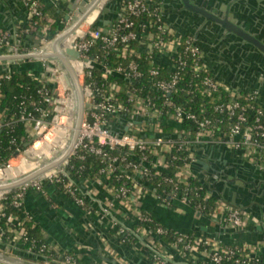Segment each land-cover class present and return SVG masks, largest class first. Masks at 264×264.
Returning a JSON list of instances; mask_svg holds the SVG:
<instances>
[{
    "label": "built area",
    "instance_id": "1",
    "mask_svg": "<svg viewBox=\"0 0 264 264\" xmlns=\"http://www.w3.org/2000/svg\"><path fill=\"white\" fill-rule=\"evenodd\" d=\"M23 1L29 10L28 19L35 20L15 37L1 32L0 56L43 55L46 52L41 47L49 45L58 46L62 52L67 49L77 51L78 57H67L77 73L84 103L94 108L85 109L76 145L60 167L46 171L12 191L0 192V245L8 252L17 250L44 257L38 258L35 264H81L83 256L80 253L46 237L42 241L30 237L28 228L36 225L25 207L26 196L32 190L46 195V186L53 185L75 205L87 209L93 222L112 232L119 243L150 253L153 264H179L167 250L159 248L160 245L187 259V264H223L226 261L254 264L264 241L227 245L217 236L173 229L158 222L144 208V201L150 197L170 211L184 213L190 210L195 218H206L193 201L202 191H205V198L215 197L195 168L198 151L207 145L233 151L264 172V107L257 93H243L218 79L196 39L179 33L171 24L162 0L157 3L153 0H123L121 17L106 32L102 25L94 26L98 19L96 12L111 0H99L84 23L74 29L79 17L95 2L81 0L73 10L76 14L59 21L61 29L55 36L50 33L54 21L44 11L45 0ZM72 1L68 0L69 3ZM40 20L45 21V25L39 26ZM64 33H67L64 39L57 42ZM31 41L39 46L25 45ZM99 42L102 43V53L92 54ZM142 55L149 60L146 71L138 62ZM109 56L127 62L109 67L106 63ZM29 59L33 58L16 59L11 63L3 58L0 66L10 72L14 63L22 64ZM38 61L41 70L25 71L44 83L39 92L41 101L31 102L33 110L20 117L31 139L35 134L38 139L30 146L18 149L3 167L4 172L30 159L35 160L36 156L39 158L35 160L37 169L61 156L65 144L71 141L74 111L77 109L76 89L59 62L46 57ZM97 64L105 70L98 68ZM97 68L101 71L100 79L94 74ZM113 72L129 81L125 90L127 97L120 96L123 87L109 79ZM187 73L190 74L189 81ZM2 77L8 78L9 74ZM47 84L52 90L46 87ZM178 91H186L191 95V101L199 95L208 99L215 94L223 100L212 105L201 103L200 110L195 111L172 98ZM188 122L192 123V130L184 126ZM5 124L0 114V130ZM166 127L171 132H166ZM60 131H63L62 136ZM174 151H188V154L179 157ZM77 152H82V159L86 153L100 158L103 166L95 178L83 177L78 181L71 176L68 165ZM179 160H183V164L174 165ZM116 172H120L116 180L121 184L106 183L105 178ZM196 180L201 184L196 185ZM95 184L108 195L96 210L89 202V199L98 197ZM11 192L14 194L9 199ZM9 206L16 208L18 213L8 212ZM118 208L124 209L121 220L116 216ZM208 218L229 229L261 223L244 207L219 198L217 207ZM167 236L170 241L164 242L163 238ZM26 244H29L28 250L23 248ZM0 264L17 263L0 258Z\"/></svg>",
    "mask_w": 264,
    "mask_h": 264
},
{
    "label": "crops",
    "instance_id": "2",
    "mask_svg": "<svg viewBox=\"0 0 264 264\" xmlns=\"http://www.w3.org/2000/svg\"><path fill=\"white\" fill-rule=\"evenodd\" d=\"M60 1L61 0H45V10L48 11L51 6L57 5ZM167 1L168 3L170 2V0ZM72 2L69 3L68 0H64V4H66L67 7L65 8L64 19H66L67 15L75 13L73 12L74 9L71 7ZM162 2L164 4V0H162ZM169 5H167V7ZM117 6L120 7V3H117ZM47 15L53 20L48 13ZM29 17L30 14L19 0H0V32L8 33L12 37H15L16 34L21 31V26ZM176 18V14H173V18H171L173 22L170 21L172 25L176 23ZM176 29L179 33H182L178 27H176ZM11 30H14L13 33ZM56 51L62 52L58 46L55 45L50 47L49 51L43 55H48ZM220 57L218 53H210L207 55V61L212 72L215 73L214 75L217 77V74L222 73L231 80L229 83L231 86L236 77L240 76L242 79L240 80V84H238L239 87L236 89L243 92H251L254 88L258 89V100L264 107V83H257V81L252 79V75L247 70L241 74L235 73L230 67L225 66L226 63L224 58ZM46 58H50L52 61L59 62L62 65L58 57ZM39 59L40 58L29 59L22 64L16 62L14 66L23 67V70H41ZM210 63H212V65ZM221 148L224 150L222 151ZM204 149L205 147L201 150ZM208 152L213 153L211 160L216 164L222 163L223 159L228 157L224 147H215L213 151L209 149ZM231 152L233 157L237 160L242 158L244 161L249 162L241 155L233 151ZM200 157L201 154L199 153L198 158ZM195 168L199 172L200 167L197 166ZM241 174L246 175L245 173ZM261 182L264 184V181ZM94 186L99 194L97 198L94 197L89 199V202L91 207L96 210L100 203L104 202L105 198H108V195L96 184ZM145 186L147 187L148 184L146 183ZM46 190V195H42L33 190L30 191L26 196L25 207L33 216L36 227L38 226L40 228L42 237H46L48 240L54 241L62 247L80 253L83 256L81 264H153L150 253L139 251L131 245L119 243L115 237L110 234V231L101 228L93 222L92 217L87 214V209L75 205L67 196L59 191L57 187L47 185ZM145 199L144 208L153 214L158 222L167 227L188 233L197 234L201 232L204 235L212 237L217 236L227 245H243L264 241V233L258 231L255 226L229 229L220 225L212 218L203 217L197 219L190 210L184 213L174 212L159 206L158 203L150 197ZM241 200L244 202L247 201L245 198ZM123 213L124 209L118 208L116 211L117 218L120 220L123 219ZM217 226H220V232H216ZM159 248H162L164 251L167 250V252H169L168 255H171L175 262L179 264L189 263L187 259L180 257L172 249L164 245H160ZM256 256L260 260V264H264V246L258 250ZM0 258L7 259L17 264H35L39 261L38 257L34 255L29 256V254L25 253L23 255L22 251L14 250L8 252L2 245H0Z\"/></svg>",
    "mask_w": 264,
    "mask_h": 264
},
{
    "label": "water",
    "instance_id": "3",
    "mask_svg": "<svg viewBox=\"0 0 264 264\" xmlns=\"http://www.w3.org/2000/svg\"><path fill=\"white\" fill-rule=\"evenodd\" d=\"M19 1L26 8L27 12H29L28 7L25 5L24 1ZM80 2L81 0H74L71 7L75 9ZM98 2L99 0H95L94 4L89 9H87L81 17H79L76 22V25L74 26V29L84 23L88 15L94 11ZM117 3H120V7L117 6ZM167 5L169 6L167 7ZM163 6L165 12L168 13L169 21L173 22L171 18H173V14H176V23H174L173 25L175 27H178L182 33L193 36L197 41L203 44V47L208 46V44H211L212 42H210V40L200 37L197 32V29H200L201 31L206 28V31L209 34H213L212 32H216V34H222L223 37H230V39L232 38V36L234 37V34L232 33L244 37V43L242 44V46H240L247 53L244 62H246L248 66L255 65L256 67L257 71L252 75V79L257 81V83H264V12H258V14H255V16L252 17L250 24L247 27L243 28L241 26V23L237 21V15L234 14V8L229 14L231 20L228 19V17H226L225 20H222L221 16H223V14L218 15V11L213 10L212 6L208 5L207 2L203 3L198 0H170V2L168 3L167 0H164ZM122 8L123 0H111L105 5V7L101 11L96 12V15H98V19L94 26L97 27L102 25L104 27V32H106L108 30V27L112 26L117 21V19L121 17L123 12ZM186 12L191 13L187 14ZM66 18H68V15L66 16ZM219 22L223 24L221 28H219L217 25L219 24ZM207 23L209 25V29L207 28ZM252 25L257 26V33L260 34L259 38L250 31V27ZM74 29H72V31H74ZM13 31L14 30H11L12 33ZM66 35L67 33H64L62 36H60L57 39V42L64 39ZM25 45L28 47L39 46L37 43H34L32 41L28 44L25 43ZM52 46L55 45L43 46L41 47V50L43 52H48V50ZM255 52H257V56H255ZM217 53L220 57V53ZM67 55H70L72 57H78L79 53L73 49H67L65 52L56 51L48 55L32 54L28 57H24L21 55L13 57L0 56V59L7 58L10 60L11 63H13L16 59L21 60L23 58L37 59L41 57H58L62 62L63 68L68 73L69 80L75 87L77 94V117L75 119V127L71 130L72 137L69 147L66 149V151L55 160L45 162L41 167L19 178L6 179L3 175V167H0V192L12 191L13 189L21 186L22 184L32 181L36 177L42 175L44 172L60 167V165L69 158L74 149V146L76 145L84 111L85 109L94 108V106L84 103L82 87L79 84L77 73L71 65ZM97 67L102 70H105V68L100 64H97ZM12 70L13 67L10 66V72ZM112 74L114 76L124 78L120 74L114 72ZM217 78L228 83H230L231 81L222 73L217 74ZM232 86L234 88L239 87V85L236 84H232ZM253 90L257 91L258 89ZM37 139L38 134H35L33 138L25 144V147L30 146ZM215 147L216 146L207 145L205 146L204 150L199 151L201 157L196 162V165L200 167L199 173L202 178V182L208 189L213 192L216 198L228 201L237 206L244 207L248 212L257 217L261 221V223L255 226V228L258 231L264 233V184L261 182L264 181V172L260 171L254 164L244 161L242 158L237 160L235 157H233L232 152L225 148V152L227 153L226 155H228V157L223 159L222 163L231 162L234 173L232 176L230 173L229 175L226 172H224L223 175H219L213 170L214 168L211 160V156L213 155V153L208 152L209 149L213 151ZM237 173L239 175H237ZM241 173H245L246 175H242ZM242 198L247 199V201H242ZM220 231V226H217L216 232ZM201 234V232L197 233V235ZM22 254L24 255V252H22ZM30 255L31 254H29V256ZM38 258L44 259V257Z\"/></svg>",
    "mask_w": 264,
    "mask_h": 264
},
{
    "label": "trees",
    "instance_id": "4",
    "mask_svg": "<svg viewBox=\"0 0 264 264\" xmlns=\"http://www.w3.org/2000/svg\"><path fill=\"white\" fill-rule=\"evenodd\" d=\"M154 3H157L158 0H153ZM65 8L66 4H64V0H61L57 5L51 6V8L45 13L49 14L53 18V23L51 25L50 33L55 36L61 29V25L59 21L64 19L65 17ZM35 18L28 19V21L24 22L21 26V30L26 29L30 23H32ZM39 26L45 25V21L40 20ZM1 29V27H0ZM1 35V32H0ZM102 43H98L93 49L92 54L102 53ZM2 51L0 50V53ZM121 62H127V60L117 59L113 56H109L106 60V63L109 67H115ZM138 62L141 68L146 71L149 60L146 58V55H142ZM9 74L8 78L2 77L3 74ZM95 76L100 79L101 71L97 68L94 71ZM190 74H186V79L189 81ZM109 79L112 81H117L124 90L120 93V96L127 97V93L125 90L129 85V81L110 75ZM44 87V83L38 79L28 74L23 67L14 66L13 70L9 72V70H4L0 67V114L2 115V119L5 121V125L0 130V167H4L10 158H12L18 149H24L25 144L31 139L29 134L27 133L26 125L23 121L20 120L22 114H26L28 111H32L33 107L31 102L35 101L38 103L41 101L40 90ZM50 90H52L51 85H46ZM175 96V97H174ZM172 98L175 99L177 103L183 104L185 107H189L192 110L199 111L201 107V103H208V105H212L215 103L222 102L223 98L218 94L205 99L201 95L193 97L192 100L191 95L187 94L186 91L181 92L178 91L176 95H173ZM182 98V100H181ZM185 127L190 130L193 129L192 123L188 122L184 124ZM166 132H171L169 127L165 128ZM179 157H185L188 154V151L176 152ZM82 152H77L76 155L71 157L68 165V169L71 172V176L76 180H80L81 178H89L93 179L96 176V173L103 166L100 158L93 154H85V158L82 159ZM183 164V160L175 161L174 165ZM120 172H116L110 177L105 178L106 183H113L115 185L121 184L116 180V176L119 175ZM196 185H200L199 181H195ZM14 192L8 194L9 199L12 198ZM9 203L8 200L6 201ZM218 198L210 197L205 198V191L201 192L199 197L194 198L193 204H197L200 207V211L206 217L215 210L217 207ZM9 205V204H8ZM8 212L18 213L17 209L13 206H9ZM153 228L155 225L153 224ZM30 237L32 239H36L38 241H42L43 237L41 235L40 228L29 226L28 228ZM112 234V232H110ZM164 239V242H169L170 237L167 236ZM7 242V241H6ZM24 249L28 250L29 244L23 246ZM223 264H234L231 261H226ZM254 264H260L259 259H254Z\"/></svg>",
    "mask_w": 264,
    "mask_h": 264
},
{
    "label": "flooded vegetation",
    "instance_id": "5",
    "mask_svg": "<svg viewBox=\"0 0 264 264\" xmlns=\"http://www.w3.org/2000/svg\"><path fill=\"white\" fill-rule=\"evenodd\" d=\"M198 1L203 3L207 2L208 5L212 6L213 10L218 11L219 13L218 15L223 14V16H221L222 20H225L226 17L230 19L229 14L232 12V9L234 8L235 10L234 14L237 15L236 16L237 21L241 23V26L243 28L247 27L250 24L252 17L255 16V14H258V12L261 13L264 12V0H198ZM186 13L190 14L191 12H186ZM219 24L217 25L219 28H221L223 24L221 22H219ZM207 28L209 29L208 23H207ZM250 28H251L250 31L259 38L260 34L257 33L258 30L257 26L252 25ZM197 32L200 35V37L210 40V42H212L211 44H208V46L203 47L202 46L203 44H201L199 41L196 40L203 48L206 55V59L208 54L219 52L220 56L224 58V61L226 63L225 66L230 67L235 73L241 74L244 73L245 70H247L251 75H253L257 71L255 65L248 66V64L244 62L247 53L243 48L240 47L244 43V37L232 33L234 34V37L232 36V38L230 39V37H223L222 34H216V32H212L213 34H209L207 33L206 28H204L201 31L200 29H197ZM254 54L255 56H257L256 55L257 52H255ZM210 64L212 65V63ZM241 79L242 78L240 76H237L233 84H237V85L240 84ZM243 93L258 94L259 92L252 90L251 92L245 91ZM221 150L223 151L224 149L221 148ZM212 165L214 168L213 169L214 172H217L219 175H223L224 172H226L228 174L230 173L232 176L234 173V170L230 163L216 164L215 162H212ZM237 175L239 174L237 173Z\"/></svg>",
    "mask_w": 264,
    "mask_h": 264
},
{
    "label": "rangeland",
    "instance_id": "6",
    "mask_svg": "<svg viewBox=\"0 0 264 264\" xmlns=\"http://www.w3.org/2000/svg\"><path fill=\"white\" fill-rule=\"evenodd\" d=\"M76 117H77V109L74 111V119H76ZM73 127H75V121H74V126ZM59 128V127H58ZM63 132V131H62ZM51 134H52V137H54L55 135H54V132L53 131H51ZM54 135V136H53ZM62 136V135H61ZM52 139V138H51ZM50 141H52V140H50ZM53 141H54V139H53ZM59 142H60V140H59ZM69 144H70V142H67V144H65V146H64V148L62 149V151L60 152V154H62V152H64V151H66V149L69 147ZM33 157V156H32ZM34 158H36L35 160H37V159H39L37 156L36 157H34ZM35 160H29V161H27V162H23L22 164H20L19 165V169L20 170H13L12 169V171H13V175L12 176H10V177H15V178H19V177H21V176H23V175H25V174H27V173H29V172H31V171H33V169H30L29 167H28V165H30L31 166V164H35L34 162H36ZM16 163V162H15ZM31 163V164H30ZM38 163V162H37ZM28 170H31V171H28ZM25 171H28V172H25ZM20 172H24L23 174H20ZM17 173H19V174H17ZM15 175V176H14Z\"/></svg>",
    "mask_w": 264,
    "mask_h": 264
},
{
    "label": "bare ground",
    "instance_id": "7",
    "mask_svg": "<svg viewBox=\"0 0 264 264\" xmlns=\"http://www.w3.org/2000/svg\"><path fill=\"white\" fill-rule=\"evenodd\" d=\"M70 122L72 123V119H70ZM60 135H63V132H61L60 131ZM30 160H33V159H30ZM35 164H31V166L30 165H28V167L30 168V169H35L36 167H37V165H38V163L37 162H34ZM13 170H20L19 169V166H17V167H15ZM4 177H10V176H12L13 175V171L12 170H8V171H6V172H4Z\"/></svg>",
    "mask_w": 264,
    "mask_h": 264
}]
</instances>
